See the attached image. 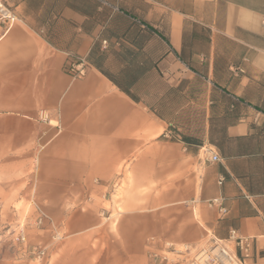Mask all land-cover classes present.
<instances>
[{"label":"crops","instance_id":"obj_1","mask_svg":"<svg viewBox=\"0 0 264 264\" xmlns=\"http://www.w3.org/2000/svg\"><path fill=\"white\" fill-rule=\"evenodd\" d=\"M2 1L0 163L48 217L47 264H149L152 236L234 251V230L264 264V0Z\"/></svg>","mask_w":264,"mask_h":264},{"label":"rangeland","instance_id":"obj_2","mask_svg":"<svg viewBox=\"0 0 264 264\" xmlns=\"http://www.w3.org/2000/svg\"><path fill=\"white\" fill-rule=\"evenodd\" d=\"M123 195L119 190L112 197L113 217L125 210L119 204ZM34 200L29 179L24 178L22 165L0 163V264H47L43 240L47 222L36 224L39 211L45 212L35 205ZM103 206L105 209L112 208L106 202ZM20 227L24 229L26 236V242L21 245L12 238L13 232ZM40 249L45 251L43 259L35 256Z\"/></svg>","mask_w":264,"mask_h":264},{"label":"built area","instance_id":"obj_3","mask_svg":"<svg viewBox=\"0 0 264 264\" xmlns=\"http://www.w3.org/2000/svg\"><path fill=\"white\" fill-rule=\"evenodd\" d=\"M17 21L13 11L0 0V35L9 31ZM81 64H70L68 71L75 76H82L84 68ZM218 154L209 155L207 161H218ZM207 206L216 208L220 215L226 213L220 198L206 201ZM48 222L47 216L39 211L36 224ZM13 241L23 244L26 241L24 229L13 232ZM229 242L233 245L232 251L223 241L209 236L199 247L189 244L176 245L171 241L159 237H149L145 245V254L149 264H245V260L251 256L253 240L250 237L240 235L236 230L229 233ZM35 256L38 259L45 258L44 249L37 250Z\"/></svg>","mask_w":264,"mask_h":264}]
</instances>
